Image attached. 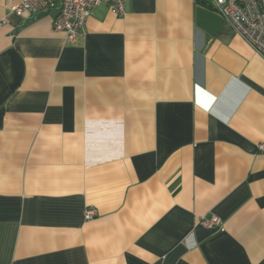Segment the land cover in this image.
I'll return each instance as SVG.
<instances>
[{
  "label": "crops",
  "instance_id": "1",
  "mask_svg": "<svg viewBox=\"0 0 264 264\" xmlns=\"http://www.w3.org/2000/svg\"><path fill=\"white\" fill-rule=\"evenodd\" d=\"M18 2L0 0V264H264V58L208 0L102 2L72 41L61 0Z\"/></svg>",
  "mask_w": 264,
  "mask_h": 264
},
{
  "label": "built area",
  "instance_id": "2",
  "mask_svg": "<svg viewBox=\"0 0 264 264\" xmlns=\"http://www.w3.org/2000/svg\"><path fill=\"white\" fill-rule=\"evenodd\" d=\"M210 6L227 21L237 34L264 58V0H208ZM105 2L117 15L124 13V0H61L60 9L53 20V29L62 32L68 41L83 35L85 23L94 7ZM56 0H19L11 11L17 14L37 15L54 7ZM264 152V141L258 144ZM95 211L87 208L85 218H92ZM201 224L213 227L220 223L218 216L202 217Z\"/></svg>",
  "mask_w": 264,
  "mask_h": 264
}]
</instances>
